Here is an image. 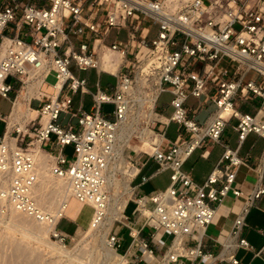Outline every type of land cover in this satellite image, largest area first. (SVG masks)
I'll return each mask as SVG.
<instances>
[{"label":"built area","instance_id":"obj_1","mask_svg":"<svg viewBox=\"0 0 264 264\" xmlns=\"http://www.w3.org/2000/svg\"><path fill=\"white\" fill-rule=\"evenodd\" d=\"M111 27L124 28L126 39L115 36L106 43ZM7 28L12 34L5 32ZM72 38H81L77 47ZM87 38H92L91 43ZM104 50L109 53L107 68L100 60ZM118 55L120 62H116ZM71 63L78 70L109 73L115 82L101 86L97 79L91 91L86 77L72 72ZM114 64L116 69H112ZM136 70L146 78H156V97L162 91L171 92L172 111L163 122L182 125L188 137L178 132L167 142L165 131L155 129V119L152 128L162 139L146 153L157 163V170L171 169L169 183L136 194L131 182L139 170L130 181L132 213L142 216L143 224L151 228L153 242H166L165 250L156 253L125 208L122 217L113 220L108 242L125 257L131 251L134 259L145 264L159 260L199 264L202 257L212 258L203 249L202 238L220 198L244 193L235 185L242 158L223 143L220 158L202 183L194 181L182 164L204 140L219 142L232 117L237 120L232 127L239 143L250 132L264 138V0H0V94L9 98L13 86L7 78L12 76L19 88L33 85L29 98L38 100L36 106L27 102L36 111L34 117L24 124L13 120L8 134L7 130L0 134V198L51 225L54 239L66 243L71 237L57 227L63 214L56 216L38 204L34 189L38 145L45 153L55 151L49 168L67 179L72 196L92 203L89 223H98L109 197L105 168L119 122L130 104ZM49 73L54 76L50 83L46 81ZM78 91L90 92L91 111L81 101L73 108L72 95ZM250 95L261 99L253 113L238 107ZM189 96L197 99L195 108L186 103ZM206 102L214 108L199 122L195 116ZM104 103L113 105L110 112L101 109ZM63 115H68L65 121ZM68 144L73 145L71 159L63 151ZM134 162L139 168L145 164ZM262 195L264 184L258 183L243 199L230 230L231 236H238L239 246H251L239 233L245 213ZM116 222L125 225L131 237L125 252L119 250L121 237L113 229ZM166 232L169 236L163 237ZM229 258L239 263L233 254Z\"/></svg>","mask_w":264,"mask_h":264},{"label":"crops","instance_id":"obj_2","mask_svg":"<svg viewBox=\"0 0 264 264\" xmlns=\"http://www.w3.org/2000/svg\"><path fill=\"white\" fill-rule=\"evenodd\" d=\"M5 32L8 34H12V31H9V28H7ZM87 39H89V43H91L92 38H87ZM72 41L74 42V46L77 47L79 42L81 41V38H72ZM44 89L49 90L47 87H44ZM168 92L171 95V92L170 91ZM32 93H34L33 86L28 85L26 87L23 86L22 88H19L18 85L16 88H13L9 92V98L5 97L7 100L10 101V104L5 113L0 112V134H2L4 130H7V132L10 130L9 128L10 117L12 122L13 120L17 119V116L19 117L20 115L22 118L16 121L22 124V122L23 123L26 122L28 118L33 114V111L35 110L28 107L27 105L28 99L29 102L32 103V106H36L38 100H35L31 97L29 98V96ZM158 95L157 97L155 95L156 98L154 100L155 109L157 107L156 102L159 97ZM34 100L37 102L35 105L33 104ZM186 103L189 106L195 108L197 104V99L193 96H189L186 100ZM260 103H261L260 97L250 95L249 98L240 101L238 107L240 110L253 113L256 110V108L260 105ZM22 106L25 108V110L22 109ZM209 107L214 108L213 103L206 102L205 107L201 109L199 113L196 114L195 117L199 122H202L204 120V118L208 113L205 116H203V112ZM160 108L161 110H157V109L155 110L153 107L152 113L150 114L151 117L149 123L152 121L151 123L153 124L154 120L156 119L155 124L161 126V129L159 130L161 132H163V130L165 131V128L167 126L174 123L177 133L180 132L183 136H186V134L188 135V133L184 130L183 126L174 121H169L167 124H165L163 121L167 120V117L170 116L171 112L167 115L164 114L163 104L161 105ZM213 108H211V110ZM35 115H33V117ZM236 121H237L236 118L234 117L230 118L221 132L219 142H211L208 139L204 140L201 143V145L194 148V150L191 152V154L185 159V161L182 164V169L190 172V175L192 176L194 181H196L197 183H202L209 174V172L211 171V169L213 168V166L216 164L218 159L220 158L222 151L224 149L223 143H226L231 148L236 149L237 154L242 158V162L236 168L235 185L240 186V188L243 190L244 193L243 195L238 197H234L231 193H228L227 195L220 198L216 206L214 217L212 221L207 224L205 233L202 238V247L204 250H207L212 253V258L207 259L205 257H202L199 259V264H264V195L255 199L254 202L249 207L248 211L245 213L244 224L242 225L239 233L240 236H243L248 240L251 246L247 248L237 245L236 242L238 236H231L230 234L232 224L240 210L245 195L250 190H252L256 186V184L258 183L264 184V158H261L264 147V138L254 132H250L246 135L244 140L241 143H239L237 138V132L232 127V125H234ZM147 130L151 132L150 137L147 140L142 138L141 136L140 138L146 142H152L151 144H149L150 146H148L151 150L153 144L159 143L160 140L162 139V136L159 133H157L153 128L150 129L149 127H147ZM177 133L173 137L167 136L164 133V139L167 142H171L175 139ZM135 148L136 147H134L133 149L135 150ZM54 152L55 151L53 150L52 154ZM37 153H42V154L44 153L50 156L51 158H53L52 154L45 153L41 149L37 150L36 154ZM137 160L144 161L145 164L140 166V168L137 165L132 166L129 164L128 167L129 173L125 176L129 179L128 191L126 192L127 194H129V198H130L131 190L133 189L131 184L134 186V192L136 194H146L154 189H157V188L149 187L147 191H143L141 189V186L146 185L148 179L152 178L161 171V170L160 171L157 170V163L153 160V158L150 155H148V153H146L144 156L139 155ZM125 162L127 163L126 160ZM164 170L169 171V174L171 172L170 168H165L163 169V171ZM137 172L138 174L133 178L130 184L132 177ZM137 177H140V179L137 182H134V179H136ZM168 180H169V175H168V179L163 178V185H165L166 184L165 181L167 182ZM168 183L164 187H166ZM73 198L75 197L72 196L68 200V202ZM68 202L65 204L63 208L62 211L63 215L61 218H59L57 225L62 220V218L65 217L64 212L67 209ZM127 202L128 200L125 201L123 210ZM86 205L87 204L81 202L78 210L73 215L67 216V220L71 222V225L73 227L72 231L68 232L62 229L60 230H62L67 234H72L74 232L77 233L79 230L85 229V227H88L87 224L91 218L92 213L90 214L88 219L84 220L82 218V211H84L85 208L84 206ZM123 210L121 213V217L123 214ZM125 214L128 215L132 220L133 224L140 229L141 235L144 238H146L151 245L155 247L156 253L160 254L162 250L163 251L165 250L166 242L163 241V245H160V243L157 242L155 243L151 240L149 234L151 232V228L148 225L143 224L144 221L142 216H138L136 214H133V216L127 213ZM113 229L114 231H117L118 235L121 237L119 250L121 252H125L131 239V237L127 232V227L120 223L117 224L116 222L114 223ZM165 236H169V233L166 232L165 234H163V237ZM121 254H120L121 259L118 264H125L126 257H127L126 264L129 263L145 264V261L143 260L138 261L134 259L131 255V251L126 252L125 254L126 257L124 256V259ZM231 254H233V256L239 260V263L231 262L229 258V255ZM153 263L154 262H152L151 264ZM160 264H166V261H163Z\"/></svg>","mask_w":264,"mask_h":264},{"label":"rangeland","instance_id":"obj_3","mask_svg":"<svg viewBox=\"0 0 264 264\" xmlns=\"http://www.w3.org/2000/svg\"><path fill=\"white\" fill-rule=\"evenodd\" d=\"M115 36L118 40H125V29L121 28L118 30L115 27H111L105 39V42L110 43L112 40L115 39ZM69 67L73 73L79 76L86 77L87 87L91 91L95 89V81L97 79L99 80L101 86H111L115 82L114 76L109 75L105 72H100L98 74L94 68L78 70L74 63H71ZM154 79V77L146 78L142 74L140 77H137V81L130 91L131 102L129 104L128 111L126 112L125 117L127 124L132 123V125L128 129V133H130V135L126 133L124 129L119 130L117 140L120 141H117V146L115 145L116 148L114 146V151L107 168L108 172L110 170L114 171L116 181L123 183L125 176L129 173V164L131 165V162H133L134 166H139V163L137 164L136 162H134V159H137L139 155L144 156L146 152L150 151V148L148 146H150L149 144H151L152 142H146L141 139L140 136L143 134L144 130L147 129V127L151 129V126L153 125L151 122L149 123L151 117V110L149 108L148 100L152 99L156 95V91L153 87ZM53 80V74L49 73L46 77V81L50 83ZM8 81L11 82L13 88H16L18 86V82L15 80L14 77H9ZM158 96L159 97L156 102V109L161 110L160 107L163 104V113L166 115L169 114L172 111V106L169 103L171 97L170 93L168 91H162ZM72 97L74 109L76 108L77 104L81 101L83 107L86 110H92V98L90 92L81 93L78 91L77 93L73 94ZM36 103L37 102L34 100L33 104L35 105ZM9 104L10 101L0 94L1 113H5L7 111ZM112 107V104L104 103L102 104L101 109L105 112H110ZM211 108L213 107L207 108L203 112V116H205L211 110ZM22 109L25 110L23 106ZM67 117L68 115H63V118L61 116L63 121H65ZM72 121L75 122L74 119ZM155 129L160 130L161 126L155 124ZM176 133L177 130L175 129L174 123L165 128V134L167 136L173 137ZM186 137H188L187 134ZM134 147H136L135 150L133 149ZM63 151L64 153H66L68 158L71 159L74 157V150L72 144L65 145L63 147ZM40 156H42L43 160L47 164L48 169L49 163L53 158L44 153H40ZM125 160L127 161V163L125 162ZM39 165L37 168H39ZM46 173L47 179H45V186H48V190H45L44 192V201H41L42 204H45L48 208H50L52 205L48 206V202L46 201L48 198L51 200L54 199L53 184L57 179L50 172L46 171ZM168 175L169 171L161 170L155 176L148 179L147 184L141 186V189L143 191H147L149 187L163 188L169 181H165L166 184L164 183L165 185H163V178L168 179ZM139 179L140 177H137L136 179H134V182H137ZM128 198L129 194L122 193L119 197H117L116 200L115 198L110 200L112 202H115L113 206L119 207L123 202L128 200ZM80 204L81 201L78 200L76 197L68 202L67 209L64 212L65 217H63L57 225L59 229L68 232L72 231L73 227L71 225V222L67 220V216L73 215L80 207ZM84 207V211H82V218L86 220L92 213V208L89 205H86ZM133 208L134 203L129 200L125 207V213L133 216ZM7 213L8 211L6 212V215L0 216V264H105L103 262V258L101 259L99 254L96 253V250L100 252L103 248H106L105 240L110 230L107 229L108 226L99 225L92 227L89 223V220L87 224L88 227L79 230L77 233L74 232L71 234V237H69L66 241L68 245L67 247H65L66 252L60 254L59 250L55 246L51 247L49 244L45 243L42 238L35 237V234L33 232L35 230L29 229L30 227L26 228V230L24 231H19L18 229H16V226L13 225V222L10 223V215L12 213ZM50 240L52 242H55L52 239ZM17 246L22 248L23 251L21 253L15 251ZM162 262L163 260H159L157 262H154L153 264H160Z\"/></svg>","mask_w":264,"mask_h":264},{"label":"bare ground","instance_id":"obj_4","mask_svg":"<svg viewBox=\"0 0 264 264\" xmlns=\"http://www.w3.org/2000/svg\"><path fill=\"white\" fill-rule=\"evenodd\" d=\"M108 56H109V53L107 51L104 50L103 53L100 52V60H101V62L103 64L102 66H104L106 68H107V61L106 60L109 58ZM121 59L122 58H120V56L118 55L116 62H120ZM116 66L118 67L117 64H114L112 66V69H116ZM142 74L143 73H140L139 70H136L135 77H134V84L132 85V88H133V86L135 85V83L137 81V77H140ZM150 78H152V77H150ZM155 82H156V78L154 79V83ZM28 85L29 86H33L31 84H28ZM28 85L26 84L25 87L28 86ZM153 87H154V85H153ZM154 90L156 91V94H157V90L155 89V87H154ZM130 100H131V97H130ZM154 100H155V96L152 99L148 100L149 108L151 110L150 114L152 113V110H153V107H154ZM127 111H128V108H127L126 112ZM35 112L36 111H33V114L30 117H33V115H35ZM125 117H126V113H125V116L119 122V126H118V130H117V135H116V140H115L114 146L117 144V141H120V140H117L118 139L119 130L124 129V131L126 133H128L129 132L128 129L132 125V123L131 124H127V121L125 120ZM10 118H9V122H10L9 123V128L11 126V119ZM21 118L22 117L19 115V117L17 116L16 120H19ZM24 123L22 122V124H24ZM151 129H152V127H151ZM7 134H8V132L6 133V135ZM128 134L130 135V133H128ZM150 135H151V132L149 130L145 129L143 134L141 135V137L147 140L150 137ZM116 146H115V148H116ZM40 149L41 148L38 147V145H36L35 146V154H36V151L40 150ZM41 150L43 152H45L43 149H41ZM113 151H114V147H113ZM113 151H112V154H113ZM112 154L110 155V157L108 159V162H107V166L105 168V173H106V178H107V184L106 185H107V189L109 191V197H108L107 205L105 206L104 214L101 216V218L99 219L98 223H96L94 226L90 223V225L92 227L99 226V225H102V226L106 225V226H108V228H107L108 230L111 228L113 220L116 219V218H120L121 217V213H122L123 207L125 205V202H123L121 204V206H119V207L113 206L115 204V202H112L111 200L113 198H115V200H116L117 197H119L122 193H126L128 191V182H129V179L127 177H125L123 183L119 182V181H116L115 180L116 178H115L114 171L110 170L108 172L107 168H108L109 162L111 160ZM36 156H37V159L39 160V163H40L39 168H38L37 182L34 185L35 194H36V197L38 199V204L40 205V207L44 211L52 212V213H54L57 216L58 214L62 213L65 204L72 197L68 181H67L66 178L57 176L55 173H53V171L49 167L47 169V164L43 160L42 156H40V153H37ZM131 165L134 166V164H132V163H131ZM46 171L50 172L57 179V180H55V182L53 184L54 199L51 200V199H49L47 197L48 199L46 201V202H48V206L52 205L50 208H48L47 205L42 204V201H41V200L44 201V197L43 196L45 194L44 193L45 190H48L47 189L48 186H45V181H46L45 179H47ZM63 189H64V192H63ZM110 192H111V198H110ZM131 194H132V190H131ZM131 194H130V197H131ZM85 204L90 205V207L92 208V214H93L94 207H93L92 203L90 201H86ZM1 209L4 210L3 213H1ZM143 209H144L145 212H148V208H143ZM7 211L10 214L12 213L10 215V219H11L10 223L13 222V225L16 226V229H18L19 231H24V230H26V228L30 227L29 229L35 230V231H33L34 234H35V237L42 238L45 241V243L49 244L51 247L55 246L59 250L60 254L66 252L65 247L68 246L67 243H63V242L59 241L58 239H54L53 237H51V235H50L51 225H49L46 222H42V221H40V220H38V219H36V218H34L32 216H29V215H27V214H25L23 212H20L18 210L13 209L10 205L5 203L0 198V216L6 215ZM92 216L93 215H91V217ZM91 226H90V228H91ZM50 239H52L53 241L57 242L60 246L57 243L52 242ZM105 243H106V246H105L106 248L105 249L103 248L100 252L98 250H96V253L99 254L101 259L103 258V262L105 264H111V263L112 264H118L120 259H121V256H120L121 253H119L117 250L114 249V247H112L110 245V243L108 242V236L106 237ZM15 251H17L18 253H21L23 250H22L21 247L17 246ZM122 257L124 259V255H122Z\"/></svg>","mask_w":264,"mask_h":264}]
</instances>
